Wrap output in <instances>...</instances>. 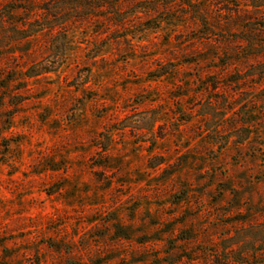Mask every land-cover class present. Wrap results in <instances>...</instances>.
Listing matches in <instances>:
<instances>
[{"label":"rangeland","instance_id":"1","mask_svg":"<svg viewBox=\"0 0 264 264\" xmlns=\"http://www.w3.org/2000/svg\"><path fill=\"white\" fill-rule=\"evenodd\" d=\"M0 264H264V0H0Z\"/></svg>","mask_w":264,"mask_h":264}]
</instances>
